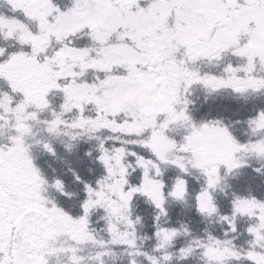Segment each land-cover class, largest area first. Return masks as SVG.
<instances>
[{"label":"snow or ice","instance_id":"6c2138e0","mask_svg":"<svg viewBox=\"0 0 264 264\" xmlns=\"http://www.w3.org/2000/svg\"><path fill=\"white\" fill-rule=\"evenodd\" d=\"M194 89L230 93L235 118L196 109ZM60 137L92 142L102 169L72 172L83 198L67 210L48 192L75 194L32 151L54 156ZM193 181L219 235L162 222ZM117 250L128 264H264V0H0V264H106Z\"/></svg>","mask_w":264,"mask_h":264},{"label":"trees","instance_id":"16d2710c","mask_svg":"<svg viewBox=\"0 0 264 264\" xmlns=\"http://www.w3.org/2000/svg\"><path fill=\"white\" fill-rule=\"evenodd\" d=\"M192 99L195 102V108L199 110H210L213 116L224 117L225 122L228 119H234L232 114V106L236 103L231 99L230 93L222 92L214 96L208 97L205 100V93L200 89H194L192 92ZM240 103H243L242 101ZM227 109V110H225ZM243 114V113H242ZM243 132L241 126H237V134L240 135ZM46 139V138H45ZM52 142V141H51ZM68 143V138L60 139L53 143L55 149V155H48L45 152L39 150V148L34 147L32 149L33 156L36 165L40 168L42 175L52 181L53 178H59L63 181L65 185V191L74 193L72 200H69L63 196H60L55 191L49 190L48 195L50 198H55L58 205L64 207L66 210L70 205H75L79 199L83 198L82 184L77 183L72 172L75 171L77 175L81 177L82 180L93 182L94 179L101 173L102 169L92 157L86 156L84 153L92 150V142L86 140H80L78 142H73V147L68 149L65 144ZM95 155V153H93ZM71 169V171H70ZM91 169V172L89 171ZM169 175H172L169 172ZM247 179L246 176H240L238 178L230 177L228 183L232 185L235 190L243 191V181ZM197 185L195 182L190 183L189 187V197L187 204H180L175 201H169L166 205L168 209V216L162 218V222L167 220V226L179 227L181 223L186 224L192 231V234L199 236L202 234L205 227L209 231L216 235L220 234L221 225L216 223L213 219L212 222L203 220L201 217L197 216L194 208L192 207L191 194L196 190ZM226 191H228L226 189ZM217 202L221 208L222 212L228 210V200L222 193L217 192L216 194ZM133 211L143 217L142 223L143 227L138 226V235H151L150 225L152 224V208L149 204L145 203L143 197L134 198ZM99 227V225L97 226ZM103 235V233H101ZM185 242V239L181 237L177 241V247ZM153 241H144L143 248L145 250H150ZM138 264H143V258H137ZM108 264H128V257L126 254H121L117 250V256H115L112 261ZM174 264H200V261L193 257L190 261H174Z\"/></svg>","mask_w":264,"mask_h":264},{"label":"rangeland","instance_id":"374dc122","mask_svg":"<svg viewBox=\"0 0 264 264\" xmlns=\"http://www.w3.org/2000/svg\"><path fill=\"white\" fill-rule=\"evenodd\" d=\"M38 139H47V137L43 136L42 134H38L37 136ZM67 137H60L57 139L52 140V144L55 143V141L60 140V139H66ZM34 154V153H33ZM117 256V254H116ZM113 258H106V264H108L110 261H112Z\"/></svg>","mask_w":264,"mask_h":264}]
</instances>
